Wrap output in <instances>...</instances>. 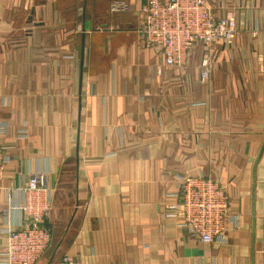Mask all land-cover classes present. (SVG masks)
<instances>
[{"label": "crops", "instance_id": "crops-1", "mask_svg": "<svg viewBox=\"0 0 264 264\" xmlns=\"http://www.w3.org/2000/svg\"><path fill=\"white\" fill-rule=\"evenodd\" d=\"M211 1L242 29L204 80L201 43L184 67L144 43L146 0H0V209L12 184L48 174L58 236L36 264H264V0ZM183 173L227 187L226 240L164 215ZM17 220L1 217L0 244Z\"/></svg>", "mask_w": 264, "mask_h": 264}, {"label": "built area", "instance_id": "built-area-1", "mask_svg": "<svg viewBox=\"0 0 264 264\" xmlns=\"http://www.w3.org/2000/svg\"><path fill=\"white\" fill-rule=\"evenodd\" d=\"M211 0H146L141 6L138 29L146 45L163 53L166 63L184 67L192 49L205 46L201 77H212L213 48L232 44L242 29L241 17L233 10L215 12ZM115 7L116 9L123 8ZM9 155L0 145V179L4 177ZM9 203L0 209L1 217L18 215L16 226L7 228V240L0 244V264H36L50 248L53 228L48 220L53 204V188L46 172H32L20 185L10 186ZM232 197L227 187L211 175L183 173L176 192H165L161 204L166 217L176 218L192 237L205 243L226 240ZM237 219V220H236ZM238 222V216H235ZM236 227L238 224L236 223ZM54 264H81L64 254Z\"/></svg>", "mask_w": 264, "mask_h": 264}, {"label": "water", "instance_id": "water-1", "mask_svg": "<svg viewBox=\"0 0 264 264\" xmlns=\"http://www.w3.org/2000/svg\"><path fill=\"white\" fill-rule=\"evenodd\" d=\"M85 33H86V27L84 26V31H83V41H82V62H83V63L85 62ZM263 149H264V144H263V147H262V149H261V152L259 153L258 158H260ZM52 260H53V259H52ZM50 263H51V262H50Z\"/></svg>", "mask_w": 264, "mask_h": 264}, {"label": "rangeland", "instance_id": "rangeland-1", "mask_svg": "<svg viewBox=\"0 0 264 264\" xmlns=\"http://www.w3.org/2000/svg\"><path fill=\"white\" fill-rule=\"evenodd\" d=\"M164 60H165V58H164ZM165 63H166V60H165ZM166 64H167V63H166ZM167 65H168V64H167ZM170 66H171V65H170ZM53 227H54V226H53ZM55 230H56V227H55ZM53 235H54V241H55L56 236H58V235H57V233H54V231H53ZM6 240H7V236H6ZM6 240H5V241H6ZM5 241H4V242H5ZM43 255H44V254H43ZM53 255H54V247H53V248L50 250V252L47 254V258H46L45 260H47V262H48V260L51 259V258L53 257ZM45 260H44V261H45ZM47 262H46V263H47Z\"/></svg>", "mask_w": 264, "mask_h": 264}]
</instances>
